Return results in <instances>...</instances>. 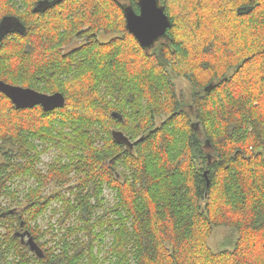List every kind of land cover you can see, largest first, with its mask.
I'll return each instance as SVG.
<instances>
[{
  "label": "trees",
  "instance_id": "obj_1",
  "mask_svg": "<svg viewBox=\"0 0 264 264\" xmlns=\"http://www.w3.org/2000/svg\"><path fill=\"white\" fill-rule=\"evenodd\" d=\"M158 1L171 27L144 49L138 0H0V80L66 99L0 92V264H264V0Z\"/></svg>",
  "mask_w": 264,
  "mask_h": 264
},
{
  "label": "water",
  "instance_id": "obj_2",
  "mask_svg": "<svg viewBox=\"0 0 264 264\" xmlns=\"http://www.w3.org/2000/svg\"><path fill=\"white\" fill-rule=\"evenodd\" d=\"M140 11L131 7L125 11L126 27L144 49L152 48L165 37L171 20L158 0H138ZM0 92L12 100L17 109H32L41 106L44 111L63 108L66 102L60 92L45 94L31 88L15 86L0 80ZM198 129V123L195 125ZM32 242V240H30Z\"/></svg>",
  "mask_w": 264,
  "mask_h": 264
},
{
  "label": "rangeland",
  "instance_id": "obj_3",
  "mask_svg": "<svg viewBox=\"0 0 264 264\" xmlns=\"http://www.w3.org/2000/svg\"><path fill=\"white\" fill-rule=\"evenodd\" d=\"M121 2L126 3L127 0H121ZM109 37H103L104 40L108 39ZM79 43H77L75 46H77ZM177 88L179 92L184 93L186 96L191 94V87L190 84L184 80L179 78L177 81ZM57 156V151H55L54 149H52L51 151H49L48 153L44 154L42 156V163L40 164V167L45 170L46 169V165L47 163H50L52 161L53 158H55ZM29 187H34V182L33 180H22L19 179L17 180L15 183H13L12 188L14 190L18 191V196L20 199L23 198L24 194L27 192ZM57 191H62V192H66V189H59L55 186H50L46 192L47 193H55ZM113 193L110 190H106L105 191V197L108 201V205L112 206L114 204V197H113ZM6 204L9 203V201H5ZM59 206V204H57L56 202H54L51 206V208L49 209V211L43 215L42 217L39 218L38 220V224L41 227L42 230H46L50 227V224H55L59 215L58 214H54L53 210L55 208H57ZM22 238L23 240L28 241L29 239L31 240V238L29 237V235H27L25 232H23L22 234ZM50 238V234L47 236L46 239ZM46 239H44L42 242H44ZM237 240V233L235 230H233L232 228L229 227H217L214 230V233L209 241L211 247L213 248L214 251H223V250H232L235 246ZM32 242H34L32 240ZM53 244V243H52ZM51 244V245H52ZM34 245V243H33ZM35 248H37L34 245Z\"/></svg>",
  "mask_w": 264,
  "mask_h": 264
}]
</instances>
